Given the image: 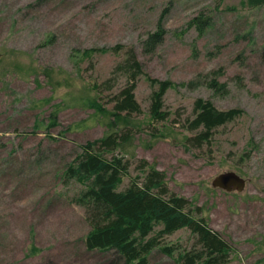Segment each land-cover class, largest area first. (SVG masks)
Here are the masks:
<instances>
[{"label":"rangeland","instance_id":"374dc122","mask_svg":"<svg viewBox=\"0 0 264 264\" xmlns=\"http://www.w3.org/2000/svg\"><path fill=\"white\" fill-rule=\"evenodd\" d=\"M243 1L0 0V264H122L112 250H86L85 208L72 200L80 186L61 172L78 144L108 131V116L90 103L112 109L126 82L117 70L126 47L150 77L177 86L163 96L167 118L155 122L149 105L156 86L137 77L139 112L123 122L132 141L120 188L143 175L142 161L152 164L229 243L228 264H264V5ZM161 15L164 40L144 54L140 41ZM199 15L210 20L200 35L187 26ZM117 45L81 59L86 48ZM212 78L226 84L223 94L208 86ZM198 98L244 112L194 146L185 139L198 131L187 129ZM51 112L56 124L45 128ZM224 171L245 178L244 189L213 188ZM160 241L190 246L193 237L182 228ZM149 264L180 263L156 247Z\"/></svg>","mask_w":264,"mask_h":264},{"label":"trees","instance_id":"16d2710c","mask_svg":"<svg viewBox=\"0 0 264 264\" xmlns=\"http://www.w3.org/2000/svg\"><path fill=\"white\" fill-rule=\"evenodd\" d=\"M243 3L259 7L264 5V0H244ZM161 18L162 15L154 29L140 41L144 54L154 53L164 40L166 29L160 22ZM209 21V17L199 15L193 17L187 26L194 27L200 35ZM117 47L86 48L80 53L81 59L90 58L95 53L116 52ZM117 70L124 74L126 82L115 95L112 109H103L95 99L90 103L95 112L108 116V131L78 144L79 152L61 172L64 180L74 181L80 186L72 200L85 208V220L89 225L83 236L86 250H112L115 259L118 258L122 264H149V255L156 247L180 264H228L232 247L208 225L199 206L170 190L162 171L142 161L143 175L130 178L129 184L120 188L128 176L129 164L125 154H128L132 141V134L123 122L127 116L139 112L134 98L137 77L142 75L152 87L156 86L151 92L149 105V117L155 122L167 118L163 96L167 89L177 85L145 73L132 47H126L124 60L118 64ZM41 71L50 82V70ZM208 86L222 94L226 90V84L215 78L208 82ZM46 99L51 101V96ZM57 112L50 113L45 128L56 124ZM243 112L238 107L220 110L210 100L198 98L193 103V116L187 127L198 131L192 137H186L185 141L201 146L212 138L215 128L233 121ZM40 123L36 119L35 128ZM248 145L253 147L251 141ZM182 228L189 229L193 237L190 246L161 243L165 235Z\"/></svg>","mask_w":264,"mask_h":264},{"label":"water","instance_id":"95a60500","mask_svg":"<svg viewBox=\"0 0 264 264\" xmlns=\"http://www.w3.org/2000/svg\"><path fill=\"white\" fill-rule=\"evenodd\" d=\"M245 184V178L235 171L220 172L211 180V186L213 188H218L225 192H240L244 189Z\"/></svg>","mask_w":264,"mask_h":264}]
</instances>
